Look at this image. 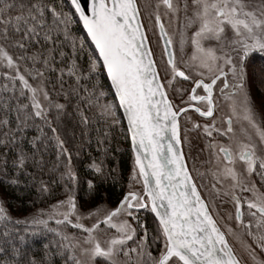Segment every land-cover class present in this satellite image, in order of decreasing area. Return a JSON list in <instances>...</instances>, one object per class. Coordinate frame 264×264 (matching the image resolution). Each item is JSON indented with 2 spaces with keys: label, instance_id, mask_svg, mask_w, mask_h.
Wrapping results in <instances>:
<instances>
[{
  "label": "snow or ice",
  "instance_id": "snow-or-ice-1",
  "mask_svg": "<svg viewBox=\"0 0 264 264\" xmlns=\"http://www.w3.org/2000/svg\"><path fill=\"white\" fill-rule=\"evenodd\" d=\"M0 264H264V0H0Z\"/></svg>",
  "mask_w": 264,
  "mask_h": 264
},
{
  "label": "trees",
  "instance_id": "trees-1",
  "mask_svg": "<svg viewBox=\"0 0 264 264\" xmlns=\"http://www.w3.org/2000/svg\"><path fill=\"white\" fill-rule=\"evenodd\" d=\"M124 146L126 147L127 145H124ZM124 163H126V158H125ZM118 195H119V193H114L113 194V199H116L118 197ZM35 251H36V254L39 255L40 249H39V246L38 245L35 246Z\"/></svg>",
  "mask_w": 264,
  "mask_h": 264
},
{
  "label": "rangeland",
  "instance_id": "rangeland-1",
  "mask_svg": "<svg viewBox=\"0 0 264 264\" xmlns=\"http://www.w3.org/2000/svg\"><path fill=\"white\" fill-rule=\"evenodd\" d=\"M222 103H224V102L222 101ZM224 111H227V107L226 106L224 108ZM233 243H235V241H233Z\"/></svg>",
  "mask_w": 264,
  "mask_h": 264
}]
</instances>
